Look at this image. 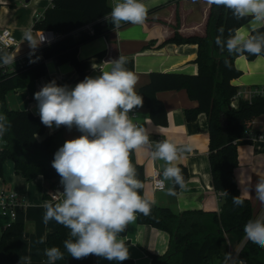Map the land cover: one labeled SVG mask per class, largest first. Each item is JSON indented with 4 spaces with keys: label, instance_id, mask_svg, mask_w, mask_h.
<instances>
[{
    "label": "crops",
    "instance_id": "crops-1",
    "mask_svg": "<svg viewBox=\"0 0 264 264\" xmlns=\"http://www.w3.org/2000/svg\"><path fill=\"white\" fill-rule=\"evenodd\" d=\"M147 14L142 24L122 22L119 28L106 29L105 32L92 41L84 43L78 52V58L89 65V76L95 77L101 71L110 70L108 61L119 55L127 57L133 63V68L125 67L137 76L135 91L150 82L153 73H176L195 76L199 72L197 64L199 47L196 44H165L168 40L180 34L183 37H206L211 14V5L207 0H142ZM114 0H108L112 8ZM0 31L12 30L19 44L12 52L16 53L12 64L4 65L3 71L13 73L26 63L45 61L48 74L45 77L29 83L25 88L11 91L7 95L8 106L14 111H30L39 116L38 102L34 93L45 84L55 81L57 85H67L74 88L78 77L77 71L71 64L59 65L54 59H44L41 44L35 49L24 40V33L31 31L38 40V32L34 27L42 20L47 11L53 7V0H0ZM103 26L110 21L107 17L101 20ZM86 28L87 32V26ZM220 50V48H219ZM221 53H228L226 48ZM95 65L96 68H93ZM236 67L242 72L241 76L232 81L239 90L264 87V56L249 59L241 55L235 60ZM168 114L166 127L155 125L150 117L148 108L143 105L139 108L140 125L144 126L150 140H168L178 147L188 145L191 151L180 153L173 162L174 166H185L188 169L189 179L177 192L171 183L167 182L164 191H156L147 184V178L157 169L161 173L164 169L163 160H153L150 154L143 149L134 150L137 162L144 167L145 197L154 201L156 206L169 208L174 214L181 215L187 211H203L220 213L223 199L212 185V174L209 161V122L206 114H201L195 121L186 119V110L197 107L198 103L191 100L186 90L164 91L157 94ZM255 134H264V115L256 118L252 123ZM82 133L73 126L47 129L44 135L38 136L39 142L51 138L55 147H62L65 141L79 137ZM239 165L235 170V178L241 194L252 189L250 195L243 196L249 199L253 206L254 219L264 216V204L255 198L254 187L258 179L264 177V145L248 143L244 139L237 142ZM15 149H18L15 146ZM47 158V156H39ZM37 157H30L31 161ZM52 181L39 176L27 181L15 170V162L9 160L4 167V176L0 178V190H13L27 202L26 208L19 212L13 221L9 216L0 212V229L13 223L24 225L25 233L22 237L14 238L9 243L13 249L18 264H29L25 257H30V264H46L47 239L57 228V222L43 221L45 209L42 204L51 200L50 193L55 185ZM56 184V183H55ZM172 190V194L169 193ZM54 202V201H53ZM55 203V202H54ZM68 235H69V230ZM70 237V235H69ZM129 247L130 259L135 264H151V255H164L170 247V235L150 225H140L137 215L134 221L128 224L126 230L118 235ZM238 250L232 248L227 257L220 264L238 262ZM64 258L56 262H69L72 257L62 248ZM234 251V252H232ZM126 261V260H125ZM236 261L234 264H236ZM124 261H109L95 256L94 264H122ZM216 263V264H219ZM0 264H11L6 254L0 248ZM245 264V263H243Z\"/></svg>",
    "mask_w": 264,
    "mask_h": 264
},
{
    "label": "trees",
    "instance_id": "trees-1",
    "mask_svg": "<svg viewBox=\"0 0 264 264\" xmlns=\"http://www.w3.org/2000/svg\"><path fill=\"white\" fill-rule=\"evenodd\" d=\"M110 11L108 0H53V7L42 20L36 22L34 30H50L64 37L57 43L43 47L44 59H54L59 65L69 63L74 66L78 74L76 83L89 76V65L79 60L78 52L84 43L101 36L106 29L114 28L111 22L107 26H103L101 22ZM91 24L95 29L94 36L82 35L79 39L75 37L76 31ZM245 24L247 18L237 21L223 6L211 5L206 37H183L177 33L165 43L198 45V74L191 76L153 73L150 82L138 92L143 98V105L150 112L152 122L163 127L168 125V114L164 103L157 98L158 93L186 90L190 99L198 103L197 107L186 110V119L192 122L201 114L208 117L212 185L223 199L220 213L187 211L176 215L169 208L155 204L147 216L136 213L140 225H150L170 235L169 250L164 255H151V264H214L216 261H223L230 248L242 245L246 239L244 225L250 219H254L252 203L242 197L235 178V170L239 165L237 142L244 138L256 118L264 115V99L255 98L252 102L245 97L239 101L234 99L239 89L232 81L242 74L236 67L235 60L241 55L221 53L215 43L221 26L225 28L227 37L228 29ZM245 55L251 60L257 58ZM1 66L0 114L7 116L11 127L1 137L6 146L0 152V178L4 176L6 162L12 160L15 162L16 172L27 181L43 176L55 185L61 177L52 167V161L59 148L54 146L51 138L42 142L37 139L38 136L45 134L48 127L41 123L40 117L30 111L11 110L7 102L9 92L25 88L29 83L48 74L46 62L26 63L13 73L4 72ZM127 66L132 69L133 63L128 62ZM15 146L18 149H15ZM43 155L47 158L39 157ZM33 156L37 159L31 161L30 157ZM129 158L137 170V178L144 185L139 194L147 199L144 193L146 183L144 167L137 162L134 151L130 153ZM178 167L181 169L185 185L189 179L188 169L183 165ZM173 186L177 192L182 188L175 184ZM225 192L228 195H225ZM240 195L244 203L237 206L233 203V197ZM24 233V225L20 223H13L0 229V248L11 264L18 263L9 242L22 237ZM69 238L67 229L57 223L55 232L47 239V247L57 246L62 249L63 241ZM94 261L95 255H90L87 258H72L69 262L55 264H94ZM240 261L245 264H264V248L248 240L239 252L238 262ZM122 264L135 263L133 260H126Z\"/></svg>",
    "mask_w": 264,
    "mask_h": 264
},
{
    "label": "clouds",
    "instance_id": "clouds-1",
    "mask_svg": "<svg viewBox=\"0 0 264 264\" xmlns=\"http://www.w3.org/2000/svg\"><path fill=\"white\" fill-rule=\"evenodd\" d=\"M197 0H193L196 3ZM210 5L223 6L237 20L247 24L228 29H218L215 43L229 55H264V0H207ZM147 9L142 0H114L107 19L115 28L122 22L142 24ZM37 40L31 31L24 33V40L35 49L44 40ZM15 52L0 54V65L15 61ZM127 57L108 61L110 70L101 71L95 77L86 76L74 88L60 86L53 80L34 93L38 102L41 123L56 128L75 126L81 133L67 140L54 154L52 167L61 177L63 192L58 202L45 200L43 221L50 220L69 230L70 238L63 241V248L74 259L95 255L109 261L130 259L129 247L118 238L136 213L145 216L151 212L154 201L142 198L139 190L143 183L137 178V170L130 160V153L143 149L153 160H163L165 167L163 185L171 181L184 186L181 169L173 162L180 153L190 152V146L178 147L168 140L153 141L144 126L133 122L129 113L143 106V98L135 91L137 76L125 65ZM227 65V61H226ZM93 68H96L93 65ZM11 127L7 116L0 114V137ZM241 195L248 196L250 191ZM255 198L264 204V177L257 180ZM172 194V190L169 189ZM225 195H228L225 192ZM233 197V203L242 206L244 200ZM247 240L264 248V216L250 219L244 225ZM46 264H55L64 258L60 247L45 249ZM29 261L30 257H25ZM239 264H243L240 261Z\"/></svg>",
    "mask_w": 264,
    "mask_h": 264
},
{
    "label": "built area",
    "instance_id": "built-area-1",
    "mask_svg": "<svg viewBox=\"0 0 264 264\" xmlns=\"http://www.w3.org/2000/svg\"><path fill=\"white\" fill-rule=\"evenodd\" d=\"M75 37L79 39L82 35H86L88 37L95 35L94 26L88 25L87 32L86 28H82L74 33ZM44 36V40L40 43L42 47L50 46L54 43L60 41L64 36L58 34L54 31L50 30H43L38 32V40ZM19 42L16 36L13 34L12 30L10 29H3L0 31V51L3 52H12L14 48L18 46ZM2 65L1 67H3ZM243 97H245L249 102H252L255 98H263L264 99V87L263 88H256V89H245L239 90L237 95L235 96V100L239 101ZM130 118L133 119L134 123L139 124V108H134L129 113ZM140 125V124H139ZM248 143H260L264 145V134H255L252 129H249L244 138ZM6 146V142L0 137V152ZM162 179V173L155 169L153 170L152 174L147 178V184L151 186L156 191H164L167 188V182L165 181L163 185H160L157 181ZM61 180V179H60ZM60 180L56 181V184L50 193V198L54 202H58L61 199L60 193L63 192V186L60 183ZM27 202L24 198L20 197L15 191L13 190H0V212L4 216H9L13 221L17 219V216L20 211L26 208ZM247 239L244 240L242 245L239 248L238 254L240 250L245 246L247 243ZM236 261V260H235ZM234 261V262H235ZM234 262L229 264H234Z\"/></svg>",
    "mask_w": 264,
    "mask_h": 264
},
{
    "label": "rangeland",
    "instance_id": "rangeland-1",
    "mask_svg": "<svg viewBox=\"0 0 264 264\" xmlns=\"http://www.w3.org/2000/svg\"><path fill=\"white\" fill-rule=\"evenodd\" d=\"M240 247V246H239ZM231 249V248H230ZM232 250H234V251H237L238 250V247L237 248H232ZM234 251H232V252H234ZM229 252H230V250H229ZM219 261H216V262H214V264H216V263H218ZM219 264H220V262H219ZM236 264H238L237 263V261H236Z\"/></svg>",
    "mask_w": 264,
    "mask_h": 264
}]
</instances>
